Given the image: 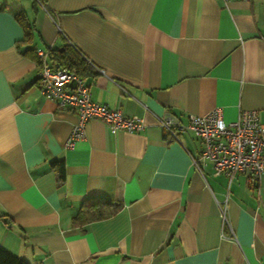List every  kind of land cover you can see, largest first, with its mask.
Listing matches in <instances>:
<instances>
[{
    "label": "crops",
    "instance_id": "1",
    "mask_svg": "<svg viewBox=\"0 0 264 264\" xmlns=\"http://www.w3.org/2000/svg\"><path fill=\"white\" fill-rule=\"evenodd\" d=\"M68 42L103 69L83 71L93 99L144 128L92 119L64 146L77 116L41 94L36 48ZM216 107L264 123V0H0V247L30 264H264V172L201 173L200 141L157 123ZM91 197L121 208L73 225Z\"/></svg>",
    "mask_w": 264,
    "mask_h": 264
},
{
    "label": "built area",
    "instance_id": "2",
    "mask_svg": "<svg viewBox=\"0 0 264 264\" xmlns=\"http://www.w3.org/2000/svg\"><path fill=\"white\" fill-rule=\"evenodd\" d=\"M221 1L227 4L230 0ZM67 44L76 48L71 42ZM36 51L41 59L38 75L41 94L54 101L58 107L73 110L77 116L64 144L66 148H74L85 139L86 124L92 119L101 120L112 132L119 129L137 132L144 128L142 118L125 116L121 108L96 102L91 88L84 83L83 75L76 68L53 67L44 49L36 48ZM79 53L86 64L103 73V69ZM187 117V122L183 123L177 116L167 115L157 118V123L174 139H179L180 133L190 131L200 141L202 147L199 155L191 158L199 172L210 166L214 175L226 174L231 178L238 173H245L248 183L257 185L264 172V123L259 121L257 110H240L236 119L229 122L223 120L218 107L205 115L190 114ZM220 211L224 229L228 225L225 208Z\"/></svg>",
    "mask_w": 264,
    "mask_h": 264
},
{
    "label": "trees",
    "instance_id": "3",
    "mask_svg": "<svg viewBox=\"0 0 264 264\" xmlns=\"http://www.w3.org/2000/svg\"><path fill=\"white\" fill-rule=\"evenodd\" d=\"M33 1L36 5L45 6V0ZM15 18L23 27L24 37L28 40L31 37L32 31L24 13L20 12L16 14ZM45 51L47 53L48 60H51V64L53 67L68 66L70 68H76L81 74H83V71L87 68V64L79 53V50L69 44H65V46L61 50L47 47ZM37 57L39 58L40 66L41 59L38 54ZM51 163L53 166H56L58 181L63 182L65 180L63 161L54 159ZM120 208L121 205L119 203L108 198H86L79 208L77 215L73 218L72 223L73 225L78 226L83 225L89 221L104 219L115 214L117 211H119ZM0 264L30 263L28 260L0 247Z\"/></svg>",
    "mask_w": 264,
    "mask_h": 264
},
{
    "label": "rangeland",
    "instance_id": "4",
    "mask_svg": "<svg viewBox=\"0 0 264 264\" xmlns=\"http://www.w3.org/2000/svg\"><path fill=\"white\" fill-rule=\"evenodd\" d=\"M21 2H23L24 0H20Z\"/></svg>",
    "mask_w": 264,
    "mask_h": 264
}]
</instances>
